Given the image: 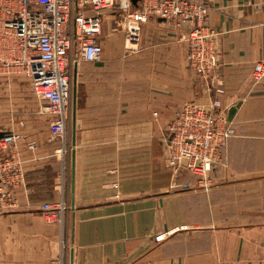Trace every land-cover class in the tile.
<instances>
[{"label":"crops","instance_id":"obj_1","mask_svg":"<svg viewBox=\"0 0 264 264\" xmlns=\"http://www.w3.org/2000/svg\"><path fill=\"white\" fill-rule=\"evenodd\" d=\"M198 1L215 33L209 78L189 63V26L149 18L126 45L117 15L102 12V58L76 69L67 144L50 142L48 118L25 125L37 112L11 111L18 100L5 87L27 81L0 71V131L21 134L24 170L17 206L0 212V264H47L62 249L67 264H264V78L251 75L264 60V0ZM21 89L23 104L37 103ZM215 98L226 112L239 103L220 160L205 175H174L162 141L169 121L186 102ZM60 199L64 246L59 222L39 211Z\"/></svg>","mask_w":264,"mask_h":264},{"label":"built area","instance_id":"obj_2","mask_svg":"<svg viewBox=\"0 0 264 264\" xmlns=\"http://www.w3.org/2000/svg\"><path fill=\"white\" fill-rule=\"evenodd\" d=\"M209 10L198 0H0V71L26 79L42 104L41 112L53 117V134L65 144L72 68L78 62L101 60L102 12L117 15L126 45L139 40L140 26L149 18H163L179 28L188 24L184 39L189 63L198 75L209 78L218 67L215 33L205 25ZM251 75L255 83L264 78V60L254 63ZM233 132L220 99L209 105L186 102L166 128V164L174 175L181 170L205 175L219 160V152ZM21 137L10 131L0 138V212L17 206L13 191L23 184L24 172L17 146ZM27 147L34 150L35 143L29 142ZM40 209L47 219L64 226L66 200L43 203ZM47 264H67L66 252L62 249Z\"/></svg>","mask_w":264,"mask_h":264},{"label":"rangeland","instance_id":"obj_3","mask_svg":"<svg viewBox=\"0 0 264 264\" xmlns=\"http://www.w3.org/2000/svg\"><path fill=\"white\" fill-rule=\"evenodd\" d=\"M185 26H188V24H185V25H182L181 27H185ZM81 63H83V62H78L77 64H75L74 66H73V68H72V76H71V87H72V89H73V85H74V83H75V81H76V79H77V77H76V73H75V76H74V68L76 67V69H77V67L81 64ZM252 71V70H251ZM23 85V86H22ZM25 86H28V88H30L29 87V85H28V83H22L21 81H19L18 82V87H16L15 88V86H10L9 87V89H8V86H6L5 88L8 90V92L10 91V98H11V100H18V101H15V102H11V111H17V110H20L22 107H25V108H27V110L28 111H31V112H37L36 114L38 115H36L35 113L33 114L34 116H28V117H25L24 119H23V121H24V123H25V125H27L28 124V121H30L31 119H34V120H37L38 118H48L49 119V122H50V120H52L53 119V117H52V115H49V114H46V113H42L41 112V102L39 101V100H37L34 96H33V94L31 93V91H30V93L32 94V96L35 98V100L37 101V103L39 104L38 106H37V103L34 105V104H23L22 102H21V99H22V97H23V95L25 94V93H23V91H22V87H25ZM23 94V95H22ZM14 98V99H13ZM27 106V107H26ZM40 114V115H39ZM31 118V119H30ZM52 118V119H51ZM69 119H70V117H69ZM18 121H21V120H18ZM17 120H15V119H11L10 120V122L11 123H16V122H18ZM70 121V120H69ZM42 124H44L45 125V122H42ZM68 124H69V122H68ZM68 127V128H67ZM51 128V127H50ZM66 129H67V134H68V130L70 129V126L68 125V126H66ZM51 130V129H50ZM165 137V136H164ZM164 137L162 138V139H164ZM59 139V138H58ZM57 139V137H54V139H52V141H50V142H53V143H59L58 145H60V143H63V142H60L59 140ZM47 142H48V140H46ZM163 141V140H162ZM161 143V142H160ZM66 144H67V141H66ZM162 144V143H161ZM62 145V144H61ZM164 145V144H163ZM164 149H165V147H164ZM165 152H166V150H165ZM166 154V153H165ZM162 157H163V155H162ZM219 160H220V152H219ZM181 174V173H180ZM40 211V216L42 217V221L44 222V223H48V224H51V223H49V222H53L54 220H51V219H53V218H51V219H47V214L44 212V211H42V210H39ZM67 219L68 218H66V220H65V224H64V226L63 227H59V233H58V243L60 244V245H62V246H64L65 245V241H66V239H67V237H66V234H67V224H68V221H67ZM68 226H69V224H68Z\"/></svg>","mask_w":264,"mask_h":264},{"label":"water","instance_id":"obj_4","mask_svg":"<svg viewBox=\"0 0 264 264\" xmlns=\"http://www.w3.org/2000/svg\"><path fill=\"white\" fill-rule=\"evenodd\" d=\"M132 2L135 3L136 0H132ZM159 19L163 20V18H159ZM75 73H76V67L74 68V76H75ZM73 94L75 95V83L73 85L72 96H73ZM238 106H239V103H236V104H234L228 108V110L226 112V118L228 121H231V119L233 118V115H234ZM3 134H4V132L0 131V138L3 136ZM72 141L74 142V133L72 135Z\"/></svg>","mask_w":264,"mask_h":264}]
</instances>
